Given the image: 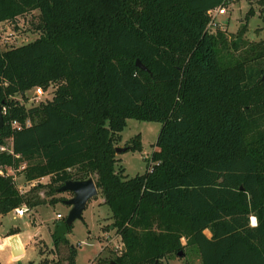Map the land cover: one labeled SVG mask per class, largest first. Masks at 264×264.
I'll return each mask as SVG.
<instances>
[{
  "label": "trees",
  "instance_id": "trees-1",
  "mask_svg": "<svg viewBox=\"0 0 264 264\" xmlns=\"http://www.w3.org/2000/svg\"><path fill=\"white\" fill-rule=\"evenodd\" d=\"M222 2L0 0V23L37 11L41 30L0 49V147L11 140L0 167L26 182L50 179L21 193L0 175V217L36 211L39 191L91 178L124 248L112 264H160L188 249L200 264H264V39L224 63V33L206 31ZM257 5L264 14V0ZM51 86V98L30 108L14 98ZM128 119L161 124L152 167L132 178L115 150ZM123 148L141 151L140 135ZM51 237L67 253L38 264H75L77 250Z\"/></svg>",
  "mask_w": 264,
  "mask_h": 264
},
{
  "label": "rangeland",
  "instance_id": "rangeland-1",
  "mask_svg": "<svg viewBox=\"0 0 264 264\" xmlns=\"http://www.w3.org/2000/svg\"><path fill=\"white\" fill-rule=\"evenodd\" d=\"M250 9L253 10V15L247 16ZM225 10L224 15L217 17L219 23L217 29L224 33L227 41L226 48L220 49V58L227 63L230 58H241L250 44H256L264 39V14L260 11L257 0H234L226 6ZM38 23L37 11L20 16L14 21L0 23V49L5 51L36 40L41 34ZM243 26H246L245 29ZM238 34L241 36L240 44L235 48L233 44L235 40L238 41ZM51 90L53 86L44 91L38 101L34 99L33 90L26 92L24 97L17 95L14 98L26 108H30L50 99ZM160 128V123L133 119L126 121V127L120 133V141L116 147L123 148L127 141L140 135L141 151L116 154L119 161L117 167L124 168L125 176L132 178L143 174L146 170V163L152 167L150 156L155 150ZM1 148L10 150L11 140H7ZM5 172L13 176L15 185L21 193L27 192L38 182L45 185L50 181L49 177H44L39 181L26 182L18 171L7 168ZM45 191L46 189L37 193L39 198L45 200V204L37 207L36 211L28 210L22 218L17 217L14 211L0 217V238H5L10 230L18 229V239L24 249L21 256L11 258H9L10 253L7 248L0 250V264H38L44 258L62 259L67 253V247L60 246L58 251L53 249L51 236L54 233V223L57 221L56 214H60L63 218L67 216L70 208L65 205L64 201L70 199L72 194L65 192L49 196L44 193ZM52 198L57 200L55 204L49 203ZM109 216V209L101 202L100 195L87 203L82 220H76L66 235L70 246L77 250L75 264H110L113 259L120 256L117 247L122 246V242L115 230L110 229ZM254 221V219H249V223ZM103 233L109 234L108 239L105 236L101 237ZM103 241H108L109 244L105 246ZM14 244H16L15 241ZM181 244H185L184 239L181 240ZM101 245H103L102 249H100ZM98 254L99 257L95 258ZM160 264H200V257L196 250L188 249L181 256L176 254L167 256Z\"/></svg>",
  "mask_w": 264,
  "mask_h": 264
},
{
  "label": "water",
  "instance_id": "water-1",
  "mask_svg": "<svg viewBox=\"0 0 264 264\" xmlns=\"http://www.w3.org/2000/svg\"><path fill=\"white\" fill-rule=\"evenodd\" d=\"M136 66L145 70V67L139 61H136ZM262 81H264V72L262 75ZM4 110L0 105V129L4 125L3 121ZM117 153L125 152V148H116ZM57 193H71L72 197L64 201L65 205L69 206L68 214L65 218L57 220L54 223V240L65 239L69 231V228L73 225L76 220H82L83 211L85 210L87 203L96 198L98 195L97 188L94 184V181L91 178H88L84 181H66L60 188L56 190ZM112 229V227H111ZM13 240H10V249L12 256H21L23 250L21 249L20 243L16 236L12 237ZM14 241L16 244H14ZM178 256L183 255L182 252L177 254ZM112 264V262L110 263Z\"/></svg>",
  "mask_w": 264,
  "mask_h": 264
},
{
  "label": "built area",
  "instance_id": "built-area-1",
  "mask_svg": "<svg viewBox=\"0 0 264 264\" xmlns=\"http://www.w3.org/2000/svg\"><path fill=\"white\" fill-rule=\"evenodd\" d=\"M233 1L234 0H223L222 4L220 6L214 8L208 12L209 21H208L207 26H206V31L209 34L215 33V31L218 30L217 28H219V23L217 22V17L224 15L226 13V10H225L226 6L230 2H233ZM32 90L34 93V95H33L34 99L36 101H38V98L44 94V90L41 88H34ZM30 124H31L30 120H26L24 123V126L28 127V126H30ZM11 125H12V128L17 129V130H20V128H21V125L17 122H12ZM0 151L11 152V150H3L2 148L0 149ZM150 168L151 167H149V169ZM3 174L7 175L6 172L0 167V175H3ZM27 212H28V209L24 205L14 210V214L19 218L24 217L27 214ZM60 219H61V215L56 214V220H60ZM108 237L109 236H106L105 238L108 239ZM9 239H10V237H6L3 239L0 238V241H3V242L5 241V243L8 245ZM107 243L109 244L108 241H107ZM117 250H118L119 254L121 255L124 252L123 244H122V246L117 247Z\"/></svg>",
  "mask_w": 264,
  "mask_h": 264
},
{
  "label": "crops",
  "instance_id": "crops-1",
  "mask_svg": "<svg viewBox=\"0 0 264 264\" xmlns=\"http://www.w3.org/2000/svg\"><path fill=\"white\" fill-rule=\"evenodd\" d=\"M98 196V195H97ZM100 200H101V202L103 203V199L100 197ZM110 217V216H109ZM252 219L254 218V217H251ZM61 219H63V217L61 216ZM109 219V218H108ZM256 221H255V223H253V222H250V226L251 227H254V226H256ZM111 229V228H110ZM204 235L207 237V238H210L211 237V234H210V232L208 231V230H205L204 232ZM109 234L108 233H103V235L101 236L102 238L105 236H108ZM13 236H16L17 238H19V234H14V235H11V236H9L10 237V239L13 237ZM6 238V237H5ZM10 239H9V243H10ZM181 240H183V239H181ZM18 241H19V243H20V246H21V249L23 250V253H24V249H23V247H22V244H21V242H20V240L18 239ZM104 242V244H108L106 241H103ZM103 244V245H104ZM103 245H101L100 246V249H102V246ZM105 245V246H106ZM8 249V251H9V253H10V255H9V258H11V257H13L12 256V254H11V249H10V244H6L5 243V241L3 242V241H1V243H0V250H4V249ZM100 253H101V251H100ZM99 253V254H100ZM99 254L95 257V258H97V257H99ZM102 254V253H101ZM10 260V259H9ZM93 261V260H92Z\"/></svg>",
  "mask_w": 264,
  "mask_h": 264
},
{
  "label": "clouds",
  "instance_id": "clouds-1",
  "mask_svg": "<svg viewBox=\"0 0 264 264\" xmlns=\"http://www.w3.org/2000/svg\"><path fill=\"white\" fill-rule=\"evenodd\" d=\"M253 223H255V221Z\"/></svg>",
  "mask_w": 264,
  "mask_h": 264
}]
</instances>
